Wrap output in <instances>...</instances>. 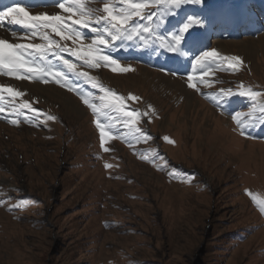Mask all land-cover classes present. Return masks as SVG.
I'll use <instances>...</instances> for the list:
<instances>
[{
    "label": "rangeland",
    "instance_id": "374dc122",
    "mask_svg": "<svg viewBox=\"0 0 264 264\" xmlns=\"http://www.w3.org/2000/svg\"><path fill=\"white\" fill-rule=\"evenodd\" d=\"M221 1L203 0L163 17L157 33L165 41L188 15L203 18L206 29L212 28L209 21L213 24L197 49L182 42L189 53L180 60L184 64L174 60L179 54L159 47L158 40L146 48L129 42L111 52L134 69L127 73L90 69L65 54L117 94L138 97L126 103L151 113L137 117L141 128L143 119H150L151 140L136 143L115 111L94 116L76 91L0 75V85L25 93L17 103L29 99L41 110H25L27 122L22 115L14 125L11 120L17 117L5 93L6 112L0 113V264H264V214L248 195L264 200V117L241 135L231 115L249 118V102L236 95L220 99L221 108L219 98H213L222 87L235 89L237 82L264 90V16L255 0H241L248 24L225 34L231 27L216 20L225 19ZM14 2L33 15H69L54 6L55 0H0V10ZM9 21L0 22V39L41 42L21 39L23 30ZM52 36L70 48L89 43ZM212 48L221 56L239 57V71L224 70L225 63L207 77L223 83L214 82L211 88L198 83L199 91L189 88L187 76L200 75L193 57ZM69 76L99 106L103 93ZM48 114L57 119L48 120ZM255 115H260L258 109ZM97 119L115 126L104 145L108 152L95 146ZM167 133L172 143L161 139ZM156 148L163 155L150 159ZM21 201L26 203L13 207Z\"/></svg>",
    "mask_w": 264,
    "mask_h": 264
},
{
    "label": "snow or ice",
    "instance_id": "6c2138e0",
    "mask_svg": "<svg viewBox=\"0 0 264 264\" xmlns=\"http://www.w3.org/2000/svg\"><path fill=\"white\" fill-rule=\"evenodd\" d=\"M40 2L44 3V0H40ZM94 3L103 4V7L91 6ZM202 3L203 0H55L54 6L69 14L64 17L59 13L51 15L46 12L33 15L25 10V6L14 2L0 10V22L10 18V23L19 25L23 30L21 39L32 41L39 39L41 42L10 43L7 39H0V75L16 80L54 82L61 87L68 88L69 91H76L83 103L92 110L94 116L99 117L102 114L106 115L108 111H115L121 114L123 126L128 129V134L133 136L136 143L142 139L151 140L152 137L147 136L145 130L139 127L140 121L137 119V117H150L151 113L141 112L126 103L127 101L135 102L139 98L133 94H129L127 97L117 94L114 90L107 88L98 77L80 71L76 63L65 58V54L81 61V66L90 69L109 67L113 72L121 73L134 71V69L130 64H122L111 52L129 47V42L133 47L146 48L158 40L159 47L167 52L188 56L189 53L183 50L182 42L184 46H190V49H197L200 46V38L192 30L205 26L203 18L198 15H188L186 20L170 33L171 38L167 41L157 33V29L164 22L163 17L166 15L174 16L183 6ZM45 6H47L46 3ZM73 17L77 18L73 20ZM53 33L65 42L76 43L89 40V43L86 46L81 44L79 48H70L67 43H61L54 39ZM12 36H17L16 30H12ZM150 37L153 39L150 40ZM225 63L227 68L224 70L236 72L239 71L243 61L239 57L221 56L215 48L200 50L199 54L192 59V64L194 67H198L200 75L197 78L189 74L187 86L199 91L198 83L206 88H211L214 82L223 83L219 78L212 81L207 77L210 73H214V70L223 69ZM69 74L76 80H85L92 88L103 93L99 96V106L90 98L91 94L84 93ZM175 74L173 73V75ZM5 93L7 97L11 98L8 101L11 113L17 117L11 120L12 124H18L19 117L22 115L27 122L28 117L25 110L37 114L41 111L33 108L29 99L16 102V98L25 96L24 92L11 86L0 85V113L6 112V108L3 106ZM236 95L245 98L252 107L248 117H254V119H241L239 112L231 115L240 134L245 135L248 127L264 117V103H259L257 99L264 98V90H255L243 82H237L235 89L222 87L213 98H219L217 107L222 108L219 103L220 99ZM148 107L150 108L151 105ZM257 109L260 113L259 116L255 115ZM221 114L223 115L224 112L222 111ZM47 119L56 120L57 117L48 114ZM96 127L99 129L100 145L105 152H108L109 148L104 145L106 140L111 139V133L115 126L109 123L106 127L97 119ZM163 139L172 143L167 136ZM128 143L131 146L132 140H129ZM141 158L149 160V157L144 155H141ZM110 167L112 165L105 164V168ZM248 195L258 204L261 213L264 214V200H257V197L253 196L251 192H248ZM24 203L26 201H21L13 207H20ZM9 210L11 211L12 208Z\"/></svg>",
    "mask_w": 264,
    "mask_h": 264
},
{
    "label": "bare ground",
    "instance_id": "6f19581e",
    "mask_svg": "<svg viewBox=\"0 0 264 264\" xmlns=\"http://www.w3.org/2000/svg\"><path fill=\"white\" fill-rule=\"evenodd\" d=\"M45 1V0H44ZM48 1V0H47ZM50 1H52V0H50ZM224 1V5H225V9L223 10V11H221V14H223L224 15V17H225V19H224V21L225 20H227V21H225L226 22V24L227 23H230V22H228V21H231V26H232V23L234 22V21H236V23H242V20H243V16H242V14L243 13H239V12H235V8H237L238 6H239V4H240V2H241V0H223ZM3 4V3H2ZM219 4V3H218ZM263 4L264 3H259V5H261V7L263 6ZM221 5V4H220ZM219 6V5H218ZM261 9V8H260ZM217 20V19H216ZM211 23H210V21H209V23H208V27H211ZM212 29V28H211ZM211 29H208V30H211ZM234 29H235V27L232 29V28H229V29H227V30H225L224 29V32H226V33H230V32H232V30L234 31ZM201 41V40H200ZM184 57H182V59H183Z\"/></svg>",
    "mask_w": 264,
    "mask_h": 264
},
{
    "label": "trees",
    "instance_id": "16d2710c",
    "mask_svg": "<svg viewBox=\"0 0 264 264\" xmlns=\"http://www.w3.org/2000/svg\"><path fill=\"white\" fill-rule=\"evenodd\" d=\"M157 155H158V153H157Z\"/></svg>",
    "mask_w": 264,
    "mask_h": 264
}]
</instances>
